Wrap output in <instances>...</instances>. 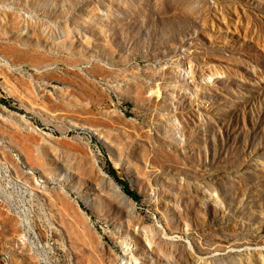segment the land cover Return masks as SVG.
Here are the masks:
<instances>
[{
    "label": "rangeland",
    "instance_id": "1",
    "mask_svg": "<svg viewBox=\"0 0 264 264\" xmlns=\"http://www.w3.org/2000/svg\"><path fill=\"white\" fill-rule=\"evenodd\" d=\"M0 264H264V0H0Z\"/></svg>",
    "mask_w": 264,
    "mask_h": 264
},
{
    "label": "trees",
    "instance_id": "2",
    "mask_svg": "<svg viewBox=\"0 0 264 264\" xmlns=\"http://www.w3.org/2000/svg\"><path fill=\"white\" fill-rule=\"evenodd\" d=\"M111 173H113V170L110 171ZM122 189L124 190V192L130 196H132L133 198H137L138 195L129 188V186L127 185V183L122 182Z\"/></svg>",
    "mask_w": 264,
    "mask_h": 264
}]
</instances>
